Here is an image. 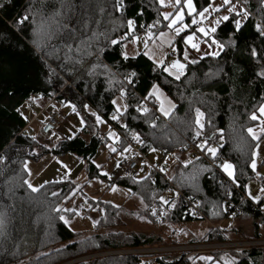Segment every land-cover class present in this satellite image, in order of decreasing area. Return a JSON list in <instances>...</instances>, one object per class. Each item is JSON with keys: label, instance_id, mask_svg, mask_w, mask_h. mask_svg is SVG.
Here are the masks:
<instances>
[{"label": "trees", "instance_id": "trees-1", "mask_svg": "<svg viewBox=\"0 0 264 264\" xmlns=\"http://www.w3.org/2000/svg\"><path fill=\"white\" fill-rule=\"evenodd\" d=\"M195 2L200 10L210 0ZM244 3L251 15L240 29L236 30L232 19L237 16L233 15L216 31L224 51L190 63L177 79L142 53L127 59L122 55V36L132 31L128 20L134 21L136 29L165 27L158 0H122L119 10L115 7L116 0H0V157H3L0 159V215L5 220L0 235V264H63L99 249L177 245V240L168 243L159 237L128 234L124 230L94 232L80 238L59 219L65 213L69 216L75 213L63 211L80 189L74 180L48 182L35 192L24 183L28 161H37L48 153L76 154L85 161L90 177H105L93 163L105 144L92 113L110 119L116 110L112 101L121 95L122 89L130 95L122 131L132 138L133 133L139 134L143 143L138 142L144 153L153 152L150 149L154 148V152L168 154L165 162L169 165L167 174L171 181L184 193L197 196L206 216L219 222L226 218L223 200L231 198L239 208L236 218L252 216L255 219L252 238L262 237L259 215L264 214V205L259 210H251L250 201L244 200L243 194H247L245 185L258 178L257 169L251 167L258 141L252 139L247 129L258 123L250 117L264 101V77L257 75L264 70V37L255 28L257 23L264 24V5L261 0H244ZM25 15L28 19L18 23ZM181 37L176 42L178 55L184 49ZM112 40H117V44H112ZM253 48L257 51L256 57L251 55ZM129 73H135L132 88L126 81ZM66 79L70 84L62 89ZM153 84L160 85L176 103L166 120L158 116L155 97L148 96ZM36 95L49 99L56 96L57 102L67 101L82 110L86 115H83L84 132L91 134L89 141L78 132L50 146L38 138L37 135H42L36 129L34 135L20 134L27 123L20 110L26 100ZM144 97L155 109L148 108L146 113L137 111ZM197 108L203 113L200 122L205 129L218 131L216 155L224 158L223 162H217L218 168L207 158L188 153L191 160L185 163L179 155L186 141L196 137L199 131L195 122ZM226 161L234 166L235 183L221 167ZM143 169L139 164L115 182L127 186L134 194H143L139 187H146L144 198L153 209L154 201L161 196L169 200L173 189L162 177L153 181L149 169L139 175ZM54 192L57 195L53 196ZM90 203L104 208L97 227L115 225L117 204L102 199L90 200ZM173 205L162 216L163 221L174 224L204 221L185 214L181 201ZM57 206L62 211H54ZM238 231L233 225L211 227L208 238L191 240L189 244L246 239L243 234L238 237ZM213 254L225 264H233V260L234 264H264V247ZM194 255L197 253L185 260V254L163 255L159 259L155 253L146 254L150 260H145V254L126 253L70 264H156L158 260L163 264H187Z\"/></svg>", "mask_w": 264, "mask_h": 264}, {"label": "rangeland", "instance_id": "rangeland-1", "mask_svg": "<svg viewBox=\"0 0 264 264\" xmlns=\"http://www.w3.org/2000/svg\"><path fill=\"white\" fill-rule=\"evenodd\" d=\"M133 31V30H132ZM130 39V38H129ZM70 81L66 79V82ZM65 82V85L62 87L64 89L66 86H68ZM61 89V90H62ZM121 96V95H119ZM116 99L120 102L118 96ZM51 99L43 96L38 95L37 98H35V105H37L35 108L36 111H38L40 106H45L48 103V106L43 113V115L40 117L43 119L45 115L47 116L52 111L56 110H62L66 116L69 117L68 120L65 121V124L60 127V129L57 131V133L52 136L51 138H47L44 136L37 135V133H40V122H35L32 125V128L35 132V129L37 131L36 135L40 140L47 144V145H54L58 140L63 138H69L76 135L78 132L83 135V137L89 141L91 138V134L84 132L85 127V121L86 119H83V115L86 116L82 110H79L76 108V111L74 112L72 110L73 104L70 102L60 103L55 101L50 102ZM122 104H120V109L123 113L127 110L125 108V105H128L129 102H124L122 97ZM143 102V101H142ZM39 106V107H38ZM78 113V114H77ZM158 116L162 119H167L168 116H165L161 112H157ZM124 115V114H123ZM103 123L98 124L99 132L107 133L109 130L113 131L115 134L116 132L111 128L109 123L105 121V119L99 115ZM202 117H200L201 119ZM81 119H83L84 123L81 124ZM200 123L203 122L201 121ZM35 126V127H34ZM125 133V132H124ZM117 135V134H116ZM118 136V135H117ZM109 138L108 143H104L105 145L101 147L100 152L97 154V156L94 158V161L97 165H99V169L102 174L107 173L105 177H90L86 168V163L82 159H79V157L76 154L73 153H67L65 155H57L53 153H48L42 156L37 161H28L27 163V181H29L34 187L37 189L41 186L46 184L45 182H53V181H63L66 179L74 180L77 184V188L80 187L78 190V194H76L73 198V200L65 207V209H74L75 212L78 211L80 215H76L74 213L73 216H69L67 213H65L63 216H65L69 221L70 225H68L70 228H72L76 233L77 236L80 238H84L87 235H90L94 232H107L110 230H124L128 234L130 233H137V234H145L149 236L159 237L162 241L171 243V241H176L177 245H186L191 242L187 241L190 237H193L192 235H198L199 226L197 225H204L205 222H192L190 224L186 222L177 224L170 223L167 221H163L162 217L155 216L152 211V205L150 202H147L144 198V195L147 192L146 187H139L140 191L143 194H134L131 193L130 188L127 186L121 185L119 183H116V179L119 177L117 175L118 169L120 167L121 162L123 161L125 154L124 151H118L115 154H112L113 152L110 150L109 146L116 147L115 141ZM212 148L218 149L216 146H211ZM188 153L190 152H182L179 154L182 158L181 160L183 162L190 161L191 158L188 156ZM161 153L158 152H149L148 154L145 153V156L150 161H155L153 158L155 156H160ZM140 166L143 165L144 169L140 172L139 175H144L146 171L149 169V165L146 160L143 158L138 159ZM65 165L67 167H65ZM168 165V164H167ZM169 169V165H168ZM113 186L116 187V191H113ZM141 198H143L141 200ZM94 199H102L104 201H109L111 203L117 204L119 206L118 209V215L115 217L114 220V226L113 227H104L100 226L93 227L92 221L96 220L98 221L100 217L104 214V208L96 203H90V200ZM152 212V213H151ZM153 215V217L151 216ZM154 218V219H153ZM212 220V219H211ZM213 221V220H212ZM226 220L224 224L227 223ZM99 222V221H98ZM213 223H217L216 221H213ZM212 225V223L210 222ZM223 224V225H224ZM251 234H253L254 229L249 230ZM261 238H264V226H261L260 229ZM201 239V238H198ZM253 239L248 238L244 240H251ZM171 240V241H170ZM197 240V239H196ZM238 241V240H236ZM199 242V241H198ZM167 245V244H166ZM165 244H157L154 246H146V247H137V248H122L117 249L112 252L111 250L106 249H99L95 250L94 252H91L89 254H85L80 256V260L85 259H92V258H98L103 256H109V255H120V254H126V253H140L145 254L144 259L150 260V256H146V254H155L161 253L160 251L164 252L165 250H158L161 247H164ZM168 246V245H167ZM111 251V252H109ZM128 251V252H127Z\"/></svg>", "mask_w": 264, "mask_h": 264}, {"label": "built area", "instance_id": "built-area-1", "mask_svg": "<svg viewBox=\"0 0 264 264\" xmlns=\"http://www.w3.org/2000/svg\"><path fill=\"white\" fill-rule=\"evenodd\" d=\"M140 34L139 30H133L131 32H126V37H133L138 36ZM171 62L170 59L166 60V64L169 65ZM66 84H70V81H67ZM35 98H31L26 100L23 107L21 108L20 112L22 115L27 116L29 118L28 123L22 128L19 132L24 134H33V130L31 129V124L34 121L39 120L40 115L44 112L47 106H44L38 112H34V104ZM123 100L129 102L130 95L129 93H125L123 96ZM146 108L155 109L154 105L149 102L146 97L143 98V102L139 105ZM114 114L117 115L119 118L117 120L104 118L107 123L111 126V128L116 132V134L120 137L119 141H115V145L119 150H123L125 147L131 146V154L125 155L123 161L120 164L118 169L117 175L121 176L124 173H129L134 171L139 166L138 159L141 157L145 159L149 165V174L153 181L159 179L160 177L167 180L170 184V188L173 189V196L167 200L169 203L165 204L161 200L154 201L153 209L156 210L155 216L162 217L168 210L174 208V203L178 200L181 201L185 214L189 215L192 219H208V217L204 214L200 207V200L197 196L190 195L184 193L181 189H179L170 179L168 176V165L165 162V158L167 157V153H163L162 156L156 158L155 161H150L146 158L144 151L140 147V143L129 137L124 131H122L121 127L124 126L123 121V112L120 111L119 113L114 111ZM113 114V115H114ZM69 117L65 115V113L61 110L50 112L42 121H41V134L45 136H52L56 130L62 127L65 124V121L68 120ZM100 138L104 142H109V138L107 133L100 132ZM207 141V144L204 148L199 147L201 143ZM219 141V134L214 132H210L205 135H199L194 138H189L186 141V144L180 149L182 152H190L195 157H204L214 165L215 167L217 162L221 163L224 161V158L216 155L214 159H210V153L208 152V148L211 146H217ZM210 154V155H209ZM163 168L165 171H161L160 169ZM218 168V167H217ZM243 199L250 201L251 210H259L262 205H264V195L261 197L260 201H253L247 194H243ZM223 204L225 206L226 217L229 220H234L236 215L239 211L238 206L232 201L231 198H226L223 200ZM152 209V210H153ZM209 220V219H208ZM263 248L264 247V238H253L251 240H238V241H215V242H199V243H192L186 245H177V246H168V247H161L164 248V252L160 251L159 259L163 257V255H180L185 253L186 257L190 256L194 253H201V252H218V251H240L245 248ZM128 252V251H127ZM185 258L183 260H185ZM156 264H163L161 260H158Z\"/></svg>", "mask_w": 264, "mask_h": 264}, {"label": "crops", "instance_id": "crops-1", "mask_svg": "<svg viewBox=\"0 0 264 264\" xmlns=\"http://www.w3.org/2000/svg\"><path fill=\"white\" fill-rule=\"evenodd\" d=\"M173 3H174V0H172L171 3L169 2V0H165V3L163 5L160 4L161 5V18L165 23L164 28L156 30L150 26L151 28H147L140 35L134 36L136 38L135 40L133 39V37L130 39H127L125 35L122 36V47H123L124 53L127 54V57H134V56H137L138 54L142 53V54L146 55L149 59H151L153 62H155L159 66H161V65L165 64V62L168 58H171L173 60L177 56H180L181 59L183 60V62L190 64V63H192L193 60L197 61L203 57L213 56V55H211V53H213V52H219V55H220L224 51V48H223V50H221L216 45L211 44V39L213 37L216 40L220 41L216 36V32L210 33L209 36H204L203 33L198 31V29L200 27H204L205 29H210L211 27H215L216 31H217V29L222 24V22H225V21H221L219 24H215L214 21H216L219 17H222L225 14H228L227 13V7L228 6L221 8L218 12L212 11L211 9H209V12L205 14L206 18L202 19L199 15V12L203 8L207 7L209 4L204 6L202 9L198 10V8L196 6V2H195V0H193V4L195 6L196 11L192 12L189 15V10L185 7L184 8V19H183V21L182 22L177 21L176 25H174L172 28H169L168 23L170 22V20H165L163 17V13L168 12V13L174 14L176 11H179V9L181 7L180 5L173 7ZM209 3H211L215 6V5L221 4L222 0H210ZM232 3L233 4L238 3L239 7L246 8L247 11L249 12V14L251 15V11L246 7L244 0H232ZM233 15H236V14L232 13V14H230V17ZM236 16H237V19L241 20V26L249 18V16H248L247 19H242V15H236ZM193 17H195L196 21H197L194 26L191 25V22L193 21ZM170 19H171V17H170ZM181 24H187L188 27L184 28L183 31H181L177 34L175 29H176V27L181 26ZM134 29H136V28L133 24L132 30H134ZM161 33H164L165 35L163 37H161V35H160ZM192 34H195L193 42L199 44V51L197 49L192 48L191 45L186 43L184 40L185 36L192 35ZM180 36H182L181 38H182V43H183L184 49H183L181 55H178V50L176 49V42ZM205 41H207V43ZM172 52H175L177 55L176 56L172 55L173 54ZM185 52L188 53L187 59H185V57H184ZM216 56H218V55H216ZM160 61H163V63H159ZM166 67H170V66H166ZM175 71H176L175 69L171 70L172 73H175ZM183 72H184V70H183ZM167 73L170 74V72H167ZM170 75L176 78L175 74H170ZM182 75H180V76H182ZM155 85H157L159 90H160V93H159L160 99L159 100L154 95V97L157 101L158 110L160 109L161 101H163L165 109H168L170 107L169 101L171 102L172 105L176 106V103L174 102L172 97L160 85H158V84H155ZM118 98H119L120 102L117 99H115V101H116L115 106L116 107L120 106V104H122V106H123L122 96H118ZM261 104H264V101L261 102L256 108L258 123H256L254 126L251 127L257 131V134L260 137V139L258 141L259 147L256 146V151H255L257 153V155L255 156V160H256V169L258 172V174H257L258 178L250 181L247 184V188H245L247 195H248L249 191H251L252 195H260L259 189L264 188V133H259V131H258L259 128L264 127V117H260V114L258 112V108ZM41 107L42 106H40L39 108H41ZM174 108H171L169 115L172 113ZM159 112H161V111L159 110ZM203 127H204V125H203ZM99 152H100V150H99ZM233 172H234V167H233ZM259 220H261V223H260V229H261V226H264V214L261 216L259 215ZM225 221H220V222L216 221L217 223H215L213 225L214 226L213 228H218V227L228 228V227H231L233 225V226H236L237 230H239L237 236L239 237V235L243 234V236L246 237V239L253 237V235L255 234V232H253V234H251V232L249 231V230H252L254 222H255V219L250 215H247V216L241 215L238 218H236L235 221H233V222L227 221V223L224 224ZM192 222H196V221H192ZM192 222H188V224H190ZM197 222H205L206 224L197 225V226H199L198 235H192L193 237H190L189 239H187L186 242H188L190 240H195L198 238H208L209 229L212 227L211 224L209 223V221H197ZM177 226H178V224H177ZM260 229H259V231H260ZM235 239H242V238H235ZM209 257H211V259H208ZM187 264H225V263L221 260L216 259L213 253L206 252V253H199L197 255H194L190 259V262Z\"/></svg>", "mask_w": 264, "mask_h": 264}, {"label": "snow or ice", "instance_id": "snow-or-ice-1", "mask_svg": "<svg viewBox=\"0 0 264 264\" xmlns=\"http://www.w3.org/2000/svg\"><path fill=\"white\" fill-rule=\"evenodd\" d=\"M169 2L171 3L172 0H169ZM159 3H160L161 5H163V4L165 3V0H159ZM177 5H180L181 7H180L179 11H176L174 14H173V13H168V12L163 13V17H164V19H165V20H170V22L168 23V27H169V28H172L174 25H176V24H177V21H181V22L183 21V19H184V8H185V7L189 10V15H190L192 12L196 11L195 6H194V4H193V0H174L173 7H176ZM261 5H264V0H261ZM225 6H228V7H227V13H228V14H225V15H223L222 17H219L216 21H214L215 24H219L221 21H228V20L230 19V14H232V13H235L236 15H242V19H247L248 16L250 15L246 8L239 7V6H238V3H237V4H233V3H232V0H222V3H221V4H219V5H215V6H214L213 4H211V3H209V5H208L207 7L203 8V9L199 12V15H200V17H201L202 19H203V18H206V17H205V14L209 12V9H211L212 11H217V12H218L221 8H224ZM115 7H116L117 10H119V9L122 7V0H116V5H115ZM262 10H264V8H262ZM170 17H171V19H170ZM27 19H28V17H27V15H25V16L21 17V19L18 21V23H23V22H24L25 20H27ZM196 22H197V21H196L195 19H193L192 23L195 24ZM232 22H233V24H234L236 30H239L240 27H241V20H239V19H234V18H233V19H232ZM127 23H128V28H129V30H131L132 27H133L134 21H133V20H128ZM187 27H188L187 24H181V26L176 27L175 31H176V33L178 34L179 32L183 31L184 28H187ZM255 28H256L257 31L259 32V35H260L261 37H264V24L257 23V24L255 25ZM34 31H36V30H34ZM198 31L201 32V33H203L204 36H209L210 33H215V32H216V28H215V27H211L210 29H205L204 27H200V28L198 29ZM149 35H150V34H149ZM160 35H161V37H163L165 34H164V33H161ZM194 35H195V34L187 35V36L184 37V40H185L186 43L190 44L192 48L197 49V50L199 51V44L193 42V41H194ZM133 39L135 40L136 38L133 37ZM205 42L207 43V41H205ZM111 43H112V44H117V40H112ZM211 44L216 45V46H217L219 49H221V50H223V48H224V44H223L222 42L216 40L214 37L211 39ZM38 46H39V45H38ZM206 54H207V53H206ZM122 55H124L125 59H127V54H126V53H122ZM211 55H213V56L219 55V52H213V53H211ZM251 55H252L253 57H256V56L258 55V54H257V51H256L255 48H253V49L251 50ZM184 57H185V59L188 58V53H187V52L184 53ZM159 63H163V61H160ZM192 63H196V61L193 60ZM172 69H175V70H176L175 73H172V72H171ZM184 69H185V64L181 63L179 60H174V61L172 62V64L170 65V67H166V68H164L163 70H164L165 72H170V74H175V75H176V78L179 79V78H180V75L183 74V70H184ZM132 75H135V73H132ZM257 75L264 77V70H261L260 72H258ZM159 93H160V90H159L158 86L155 85V84H153L152 89H151V90L149 91V93H148V96L151 97V96H154V95H155L156 98L159 100V99H160V95H159ZM123 94H124V93H123V89H122V90H121V95L123 96ZM146 99H147V97H146ZM112 103L115 105V104H116V101L113 100ZM169 105H170V107H169L168 109H165V107H164V103H163V101H161V105H160V109H159V110H160L165 116H168V115H169V112H170V110H171V108H174V107H175V105H172L170 101H169ZM84 107L87 108L88 106L85 105ZM124 107L127 108V105H125ZM72 110H73L74 112L76 111V108H75L74 105L72 106ZM17 111H19V109H17ZM120 111H121L120 107L117 106V107H116V112L119 113ZM137 111H139V112H141V113H146V112H148V109H147L146 107L138 106V107H137ZM195 111H196V114H197V116H196V121H195V122H196V124L199 125V127L202 129V128H203V125L200 123V117L203 116V113L200 111L199 108H197ZM258 112H259V114H260V117H264V104H261V105L259 106V108H258ZM77 114H78V113H77ZM92 115L95 116V119H96V123H97V124H99V123H103V122H104V121L102 120V118H101L99 115H97L96 113H92ZM118 118H119V117H118L117 115H115V114L111 117V119H113V120H117ZM250 118H251L252 120H257L258 117H257L256 112H253V113L251 114V117H250ZM83 123H84V121H83V119H81V124H83ZM219 131H222V130H219ZM258 131H259V133H264V127L259 128ZM247 132H248V134L252 137L253 140L259 141L260 137H259V135L257 134V131H256V130H254L253 128H248V129H247ZM195 134H196L197 136H199L201 133H200V131H197ZM108 136H109L110 138H112L114 141H119V140H120V137L117 136V135H116L113 131H111V130H109V132H108ZM33 139H35V137H33ZM133 139L139 141L140 143H143V140H141L139 134H137V133H133ZM221 139H223L222 136H221ZM206 144H207V141L201 143V144L198 145V146L201 147V148H204ZM45 147H47V146L45 145ZM109 147H110V150H111L112 152H116V151H117V149H116L115 147H112V146H109ZM257 147H259V143H257ZM130 150H131V146H130V145H129L128 147H125V148L123 149L124 152H129ZM150 151H153V152H154V151H156V149L152 148V149H150ZM208 152H209L213 157H215V156H216L217 149H216V148L209 147V148H208ZM256 155H257V153H256L255 151H253V153H252V157H253V159H252V162H251V167H252L253 170H255V168H256V160H255V156H256ZM0 159H3V157H0ZM93 163H95V161H93ZM185 163H189V161H185ZM25 167H27V165H25ZM65 167H67V166L65 165ZM97 167H99V165H97ZM221 167H222L223 171H224L225 173H227V175H228L230 178H232L233 182L235 183L236 178H235V176H234V172H233V167H234V166L226 161V162H224V163L221 165ZM160 170H161V171H165V169H163V168H161ZM104 175H107V173H104ZM141 179H143V178H141ZM24 183L27 184L28 187H29L33 192L37 191V188L34 187L29 181L25 180ZM45 183H48V182L46 181ZM40 187H43V185H41ZM245 188H247V185H245ZM112 190H113V191H116V187L113 186ZM129 191H131V190H129ZM259 192H260V195H252L251 191H249V192H248V195H249V197H250L253 201H260L262 195H264V188L259 189ZM52 195L55 196V195H57V193L54 192V193H52ZM66 198H67V197H66ZM142 199H143V198H141V200H142ZM160 200L163 201L165 204L169 203V202H168L167 200H165L164 197H162V196L160 197ZM116 207H119V206L116 205ZM225 210H226V209H225ZM54 211H56V212H60V211H62V209L60 208V206H57V207L54 209ZM63 211L73 212V211H75V210H74V209H63ZM152 211H153V214H155L156 210L153 209ZM75 214H76V215H80V213H79L78 211H76ZM59 219L62 220L65 224L70 225V221H69L65 216L61 215V216L59 217ZM97 223H98V221L93 220V221H92L93 227H95V226L97 225ZM4 227H5V220H4L3 216L0 215V235L3 234L2 229H3ZM208 259H211V257H209ZM233 264H234V260H233Z\"/></svg>", "mask_w": 264, "mask_h": 264}, {"label": "bare ground", "instance_id": "bare-ground-1", "mask_svg": "<svg viewBox=\"0 0 264 264\" xmlns=\"http://www.w3.org/2000/svg\"><path fill=\"white\" fill-rule=\"evenodd\" d=\"M10 24H11V22H9ZM135 30H139L140 31V34L141 33H143V31H145L146 29H135ZM139 34V35H140ZM134 37V36H133ZM127 39H129V38H132V37H126ZM173 54L172 55H174V56H176L177 54L175 53V52H172ZM168 59H170L171 60V62H170V64L169 65H167L166 64V62H165V64H163L162 66H164V67H166V66H170L171 64H172V62H173V60L171 59V58H168ZM132 77H133V75H132V73H129L128 75H127V77H126V81H127V83H128V85L132 88L133 86V84H132V81H131V79H132ZM128 92V91H127ZM37 96L38 95H36V96H34L33 98H37ZM124 96V95H123ZM122 96V97H123ZM55 97L56 96H54L53 98H51V100H50V102H52V101H54L55 100ZM35 101V100H34ZM45 106H48V103L45 105ZM42 107H44V106H42ZM41 107V108H42ZM142 107H144V105H142ZM35 108H36V105L34 104V112L36 113V112H38V111H40V109L41 108H39V110L38 111H36L35 110ZM148 109V108H147ZM46 110V109H45ZM45 110H44V112H45ZM56 111H59V110H56ZM62 111V110H61ZM43 112V113H44ZM52 112H55V111H52ZM43 113L40 115V117L43 115ZM48 113H50V112H48ZM39 117V120H37V121H34L32 124H31V129L33 130V128H32V125L35 123V122H40L41 123V121L46 117V115H45V117H43V119H41ZM26 118H27V123H28V121H29V118L26 116ZM26 123V124H27ZM198 126V130L200 131V135H205V134H208V133H210V132H214V133H216V134H218V131H207L206 129H205V127H203L202 129L199 127V125H197ZM24 128V127H23ZM60 128H58L57 130H56V132L52 135V136H54L56 133H57V131L59 130ZM22 130V129H21ZM20 130V131H21ZM34 130H33V134H31V135H34ZM40 134H41V126H40ZM29 135V134H28ZM42 135V134H41ZM42 136H44V137H47V138H51L52 136H50V137H48V136H45V135H42ZM100 137V136H99ZM104 142V141H103ZM104 143H106V142H104ZM108 143V142H107ZM219 146V141H218V145L216 146V147H218ZM118 149V148H117ZM119 150V149H118ZM166 153V152H165ZM161 156H162V154H161ZM207 160V159H206ZM208 217V216H207ZM209 219V220H208ZM208 219H203L204 221H209V223L211 222L212 223V227H214L213 225H214V223H213V221L208 217ZM236 219V218H235ZM234 219V220H235ZM225 220H229L227 217L226 218H224L223 220H221V221H225ZM230 221V220H229ZM171 246H177V245H171ZM164 247H168V246H164ZM164 248H159L158 250H163ZM109 252H111V251H109ZM112 252H114V251H112ZM219 252V251H218ZM156 254H158L159 255V253H157V252H155ZM201 253H206V252H201ZM209 253V252H208ZM211 253H214V252H211ZM182 254H185V253H182ZM182 254H180V255H182ZM195 254V253H194ZM197 254H199V253H197ZM180 255H172V256H180ZM193 254H191L190 256H188V257H186L185 259H187V258H189V257H191ZM169 256H171V255H169ZM185 256H186V254H185ZM81 258H77V259H75V260H71V261H68V262H65V263H63V264H70V263H72V262H75V261H79Z\"/></svg>", "mask_w": 264, "mask_h": 264}, {"label": "water", "instance_id": "water-1", "mask_svg": "<svg viewBox=\"0 0 264 264\" xmlns=\"http://www.w3.org/2000/svg\"><path fill=\"white\" fill-rule=\"evenodd\" d=\"M193 19H195L196 20V18L195 17H193ZM191 25L192 26H194L195 24H193L192 22H191ZM174 60H179L181 63H183V64H185V69H187L188 68V66H189V64H187V63H185V62H183V60L181 59V57L180 56H177ZM173 60V61H174ZM184 69V70H185Z\"/></svg>", "mask_w": 264, "mask_h": 264}]
</instances>
